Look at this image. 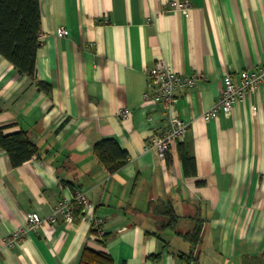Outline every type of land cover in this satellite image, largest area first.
I'll return each instance as SVG.
<instances>
[{
  "label": "crops",
  "instance_id": "crops-1",
  "mask_svg": "<svg viewBox=\"0 0 264 264\" xmlns=\"http://www.w3.org/2000/svg\"><path fill=\"white\" fill-rule=\"evenodd\" d=\"M169 1L184 0H39L34 80L0 56V128L27 132L37 148L17 168L0 149V264H78L84 248L113 264H181L176 255L189 245L176 233L193 218L202 242L192 264L264 254V79L230 115L204 116L226 74L237 82L264 65V0H187V13L169 10ZM59 28L67 34L56 37ZM158 60L195 78L191 89L174 91V114L187 130L166 159L146 149L167 125L162 103L143 98ZM105 139L127 154L112 174L92 151ZM178 149L193 163L184 167ZM75 192L88 201L75 222L59 218L3 246L31 213L45 218ZM156 201L180 217L174 231H156ZM94 219L104 242L90 233Z\"/></svg>",
  "mask_w": 264,
  "mask_h": 264
},
{
  "label": "trees",
  "instance_id": "trees-1",
  "mask_svg": "<svg viewBox=\"0 0 264 264\" xmlns=\"http://www.w3.org/2000/svg\"><path fill=\"white\" fill-rule=\"evenodd\" d=\"M40 46V10L39 0H0V56L10 63L19 75L34 80L36 51ZM39 90L49 93V85L37 82ZM0 149L3 150L12 168H17L36 156L37 148L30 142L29 135L25 131L5 133V128H0ZM179 150L180 160L185 167L189 162L193 163L183 150ZM98 162L108 173L119 170L127 161L126 152L119 149L112 139L97 142L92 148ZM166 159V156H165ZM75 194V193H74ZM82 207L72 204L73 222L81 214ZM149 212L154 219V226L158 233L174 231L180 217H178L169 202L156 201ZM192 228L181 234L189 245L187 252L179 253L177 259L181 264L197 262L198 248L201 245V222L193 218ZM90 233L98 236V229L92 225ZM101 242L106 240V235L100 236ZM157 260L159 255L148 257ZM78 264H113L109 256L96 253L84 248ZM239 264H264V254L245 255L239 260Z\"/></svg>",
  "mask_w": 264,
  "mask_h": 264
},
{
  "label": "built area",
  "instance_id": "built-area-1",
  "mask_svg": "<svg viewBox=\"0 0 264 264\" xmlns=\"http://www.w3.org/2000/svg\"><path fill=\"white\" fill-rule=\"evenodd\" d=\"M167 7L172 11L187 13L190 4L187 0L181 2L169 1ZM55 34L56 37H63L67 34V31L64 28H59ZM147 78L150 92L143 95L144 102L162 103L167 115V125L165 128H160L157 134L148 139L146 149L155 151L160 159H165L171 147L184 137L187 130V124L174 114L177 101L174 91L177 87L184 90L191 89L195 83V78L178 75L162 60L155 62L153 68L148 71ZM263 79L264 65L251 72H240L237 82H234L230 75L226 74L223 78L221 95L214 109L204 114L205 118L208 119L215 110H221L226 116L230 115L234 105L240 100L247 99L258 88ZM252 110L255 111L256 109L253 107ZM120 116L125 118L128 113L122 111ZM87 202L83 193L75 192L71 202L66 199L59 200L52 208L50 215L45 218H41L37 213H31L26 219V225L23 228L15 229L2 242L3 246L11 248L27 232H36L43 224L53 225L59 218H62L65 223H73L72 204L84 208ZM92 225L98 229V237L100 238L103 231L100 229L99 221L94 219Z\"/></svg>",
  "mask_w": 264,
  "mask_h": 264
}]
</instances>
